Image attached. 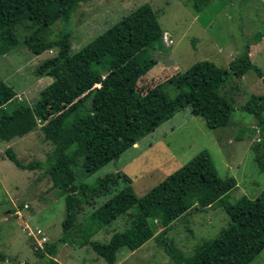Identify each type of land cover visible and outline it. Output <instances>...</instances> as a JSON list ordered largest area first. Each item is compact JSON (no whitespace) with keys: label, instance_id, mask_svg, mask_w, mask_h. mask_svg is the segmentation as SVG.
Returning <instances> with one entry per match:
<instances>
[{"label":"trees","instance_id":"1","mask_svg":"<svg viewBox=\"0 0 264 264\" xmlns=\"http://www.w3.org/2000/svg\"><path fill=\"white\" fill-rule=\"evenodd\" d=\"M83 1L0 0V56L19 45L33 56L56 50L33 72L35 82L41 78L51 81L31 106L13 103L15 92L0 81V141L21 138L39 124L42 140L51 145L43 162L22 164L10 148L5 157L23 171L42 169L51 186L65 196L61 236L56 243L34 247L33 255L44 264H58V246H88L105 264H115L121 249L132 252L151 239V221L164 228L187 212L218 207L228 218L227 226L188 257L168 244L170 260L173 264H249L264 250V190L254 199L241 196L227 203L235 181L219 178L206 152H199L141 197L135 196L124 174H106L91 185H75L73 173L78 160L86 175L116 161L184 109L202 119L207 129L226 127L233 108L225 96L230 97L237 86L231 78L251 72L264 87V73L249 61L247 46L227 69L200 61L171 75L165 82L178 91L172 98L163 92L164 82L140 95L135 87L138 79L156 64L149 51L161 47L155 12L142 4L71 53L67 32L47 38L43 31L56 22L66 23ZM199 3L203 6V0ZM24 29L28 32L18 39L17 31ZM240 111L253 118L256 135L264 141V95L250 96ZM255 162L264 172V155ZM117 179L124 186L110 193ZM105 194L107 199L89 212L88 225L80 228V236L75 238L72 230L81 207ZM127 214L132 216L123 230L112 232L106 242L92 240Z\"/></svg>","mask_w":264,"mask_h":264},{"label":"rangeland","instance_id":"2","mask_svg":"<svg viewBox=\"0 0 264 264\" xmlns=\"http://www.w3.org/2000/svg\"><path fill=\"white\" fill-rule=\"evenodd\" d=\"M199 1L85 0L79 3L66 23L56 22L45 28L43 36L50 38L56 33L67 32L70 52L74 53L130 11L147 4L155 12L162 39L160 49L149 51L156 64L138 79L135 86L138 94L164 82L162 90L172 98L178 91L165 82L171 75L182 73L200 61L227 69L229 62L246 52V46L249 61L264 73V36L261 35L264 32V0H203V6ZM193 8L203 11L195 15L197 12ZM24 30L17 31L18 39L28 32ZM51 50L33 56L19 45L0 56V81L15 92L13 103L19 101L31 106L40 90L50 83L49 78L35 82L33 72L38 63L54 55L56 50ZM230 81L237 86L236 92L225 96L233 108L226 127L207 129L202 119L191 116L188 109H184L178 113L176 123L160 125L140 139L133 149H127L116 161L92 174H84L78 160L73 169L75 185H91L106 174L120 173L128 177L135 196L141 197L204 151L219 178L231 177L235 181V188L227 194V203L232 204L241 196L254 199L264 190V172L259 171L255 162L264 155V141L256 135L253 118L241 112L240 107L250 96L264 95V87L251 72ZM84 106L87 108L88 103ZM38 126L22 138L0 141V264H44L32 250L39 248L37 245L43 241L56 243L61 236L65 196L51 186L42 169L23 171L4 155L10 148L22 164L43 162L51 145L42 140ZM123 186L124 182L117 179L110 193ZM106 199L105 194L90 206L81 207L75 227L71 229L75 238L80 236L79 229L88 225L89 212ZM131 216L127 214L115 220L92 240L106 242L112 232L128 226ZM227 224V216L218 207L187 212L164 228L151 221V239L135 251L121 249L116 254L115 264H173L166 252L168 244L188 257ZM55 260L58 264H105L88 246H58ZM249 264H264V250Z\"/></svg>","mask_w":264,"mask_h":264},{"label":"crops","instance_id":"3","mask_svg":"<svg viewBox=\"0 0 264 264\" xmlns=\"http://www.w3.org/2000/svg\"><path fill=\"white\" fill-rule=\"evenodd\" d=\"M248 55H249V52H248ZM38 81H40V80H38ZM178 113L177 114H175L170 120H168L167 122H165V123H163L162 125H164V124H172V123H176L178 120H177V117H178ZM188 115V114H187ZM26 136V135H25ZM24 137V136H23ZM22 138V137H21ZM40 231V230H39Z\"/></svg>","mask_w":264,"mask_h":264},{"label":"clouds","instance_id":"4","mask_svg":"<svg viewBox=\"0 0 264 264\" xmlns=\"http://www.w3.org/2000/svg\"><path fill=\"white\" fill-rule=\"evenodd\" d=\"M165 40H166V38H165ZM51 51H48V53H50ZM249 57V56H248ZM259 139H257V141H258ZM24 207H26V206H24ZM16 214H18V213H16ZM38 230V229H37ZM39 232H41V231H39ZM42 233V232H41ZM42 236H44L43 234H42ZM41 236V237H42ZM44 242V241H43ZM40 245V244H39Z\"/></svg>","mask_w":264,"mask_h":264}]
</instances>
